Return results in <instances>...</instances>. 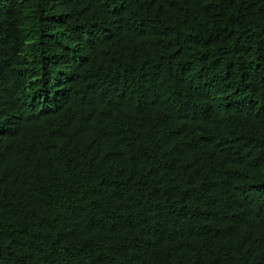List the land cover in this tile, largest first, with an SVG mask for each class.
Masks as SVG:
<instances>
[{"label": "trees", "instance_id": "obj_1", "mask_svg": "<svg viewBox=\"0 0 264 264\" xmlns=\"http://www.w3.org/2000/svg\"><path fill=\"white\" fill-rule=\"evenodd\" d=\"M0 264H264V0H0Z\"/></svg>", "mask_w": 264, "mask_h": 264}]
</instances>
